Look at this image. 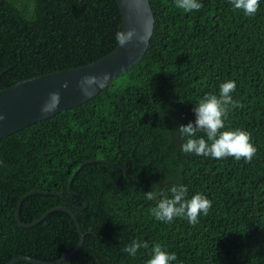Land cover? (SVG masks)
<instances>
[{"label": "trees", "instance_id": "trees-1", "mask_svg": "<svg viewBox=\"0 0 264 264\" xmlns=\"http://www.w3.org/2000/svg\"><path fill=\"white\" fill-rule=\"evenodd\" d=\"M149 1L153 31L138 62L82 104L0 139V264L54 261L76 246L72 216L53 207L69 208L83 233L56 264H147L156 244L176 254L171 264H264V0L252 17L230 0L191 12ZM117 31L115 0H0V89L96 61ZM229 80L241 107L229 106L221 131L251 133L253 159L182 152L176 130ZM174 184L212 201L196 225L151 215L157 201L145 193L171 198ZM17 207L23 222L40 221L19 225ZM135 239L148 247L133 258L122 249Z\"/></svg>", "mask_w": 264, "mask_h": 264}, {"label": "water", "instance_id": "water-1", "mask_svg": "<svg viewBox=\"0 0 264 264\" xmlns=\"http://www.w3.org/2000/svg\"><path fill=\"white\" fill-rule=\"evenodd\" d=\"M121 15V31L134 29L137 36L145 37L143 43L133 40L131 43L116 47L96 61L60 71H52L0 89V139L18 131L36 121L52 117L58 112L82 104L105 88L121 72L131 68L144 55L153 31L154 14L149 0H115ZM105 74L108 79H104ZM89 78H94L89 83ZM81 164L80 166H82ZM77 170L74 172V174ZM69 190L70 189V184ZM43 193L35 189L23 195ZM62 209L73 218L79 241L74 248L54 261H42L30 256H17L5 264L19 260L37 264H56L74 254L83 242V233L74 213L66 207H53L48 212ZM47 213L44 214V216ZM16 221L28 227L39 219L25 223L20 219L19 209L16 210Z\"/></svg>", "mask_w": 264, "mask_h": 264}, {"label": "clouds", "instance_id": "clouds-1", "mask_svg": "<svg viewBox=\"0 0 264 264\" xmlns=\"http://www.w3.org/2000/svg\"><path fill=\"white\" fill-rule=\"evenodd\" d=\"M234 9L241 10L245 16H255L259 8V0H230ZM176 6L185 12L199 11L202 4L199 0H176ZM115 39L120 46L131 43L134 39L138 43H143L145 37L137 36L134 29L127 31H117ZM104 79H108L105 74ZM94 78H89V83ZM236 83L229 80L220 85L219 96L206 95L193 111L195 121L186 125L182 124L176 131L186 141L181 146V151L186 154H196L198 156H211L216 159L234 157L236 160L244 158L245 162H251L257 152V148L251 142V133L246 130H223L225 120L230 110L229 106L241 107L238 102H234L231 93L235 91ZM204 133L205 136H199ZM211 141V144L208 143ZM171 198H159L163 194L159 191L150 190L145 193V199L157 201L155 207L151 209V215L158 221L172 222L176 217H186L193 226L199 222L201 215H207L212 207V201L206 196L197 193L187 199L188 188L183 184H174L170 188ZM147 248L146 241L135 239L130 245H125L122 249L131 257H135L141 248ZM153 255L148 259L147 264H171L177 259L174 252L169 253L163 250L160 244L152 248Z\"/></svg>", "mask_w": 264, "mask_h": 264}]
</instances>
